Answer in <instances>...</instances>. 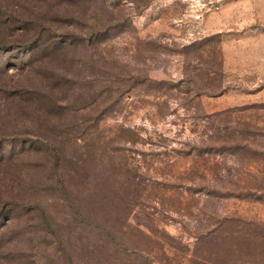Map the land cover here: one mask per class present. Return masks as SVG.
Instances as JSON below:
<instances>
[{
    "label": "rangeland",
    "instance_id": "1",
    "mask_svg": "<svg viewBox=\"0 0 264 264\" xmlns=\"http://www.w3.org/2000/svg\"><path fill=\"white\" fill-rule=\"evenodd\" d=\"M8 120L0 264H264V0H0Z\"/></svg>",
    "mask_w": 264,
    "mask_h": 264
},
{
    "label": "trees",
    "instance_id": "2",
    "mask_svg": "<svg viewBox=\"0 0 264 264\" xmlns=\"http://www.w3.org/2000/svg\"><path fill=\"white\" fill-rule=\"evenodd\" d=\"M10 122V123H9ZM15 126H16V123H13L11 122L10 120L0 124V131H7L8 134H11L12 136L15 135ZM13 138V137H12ZM25 139L23 138H14V139H11V140H3V143H6V144H9L8 142H11L12 145H25V142H24ZM26 141V140H25ZM23 147V146H22ZM11 205H13L12 203H10ZM14 207V206H13ZM16 211V208H10V212H9V215L11 216V219H12V214ZM13 212V213H12ZM90 221V224L91 226H96V227H100L98 224H95V221L93 220H89ZM102 231H104L107 235H109L110 237H113V232L112 231H108L105 227H102L101 228ZM114 238V237H113Z\"/></svg>",
    "mask_w": 264,
    "mask_h": 264
}]
</instances>
